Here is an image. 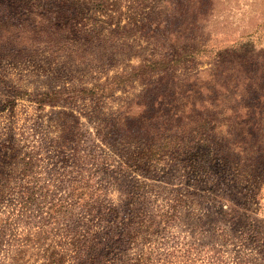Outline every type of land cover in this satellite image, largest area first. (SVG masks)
I'll return each instance as SVG.
<instances>
[{
    "label": "rangeland",
    "instance_id": "1",
    "mask_svg": "<svg viewBox=\"0 0 264 264\" xmlns=\"http://www.w3.org/2000/svg\"><path fill=\"white\" fill-rule=\"evenodd\" d=\"M190 1L176 0L177 8L187 10ZM212 2L206 31L211 37L208 59L198 68H209L214 55L232 49L225 56L236 64L214 73L231 79L236 66L238 85L246 76L251 79L248 84L261 81L264 0ZM157 5L156 0H84L79 6L66 0H0V182L9 187L0 197V264H264V150L256 152L259 143L251 144L254 151L248 154L227 137L219 151L200 142L190 153H181L180 130L168 126L167 117L149 114L153 124L158 122V130L149 125L148 159L123 169V153L96 139L94 127L83 117L85 147L95 140L92 152L111 157L113 166L88 162L74 167L70 159L56 156L58 142L79 135L72 114L86 113L92 102L41 104L36 99H46L53 90L91 87L129 64L137 65L134 56L129 60L120 55L154 48L144 23L151 14L156 17ZM59 19L72 24L61 36L62 43L73 38L69 43H77L76 48L86 42V36L76 34L74 24L92 29L97 22L111 20L100 35L113 39L100 48L88 43L85 49L111 46L114 57H103L90 66L62 65L50 56L49 30L42 34L38 29L40 23ZM129 87L100 110H115L117 103L131 101L145 88ZM146 96L147 100L154 97L153 93ZM247 114L240 111L236 117L249 123L245 132L236 135L240 141L264 134V115ZM214 116L228 124L236 115ZM256 121L260 133L252 125ZM84 179L90 180L92 192L100 197L71 205L66 180ZM26 187L35 193L32 204L22 210L20 196ZM63 200L68 216L57 222L60 207L56 204Z\"/></svg>",
    "mask_w": 264,
    "mask_h": 264
},
{
    "label": "trees",
    "instance_id": "2",
    "mask_svg": "<svg viewBox=\"0 0 264 264\" xmlns=\"http://www.w3.org/2000/svg\"><path fill=\"white\" fill-rule=\"evenodd\" d=\"M66 1L79 6L84 0ZM156 1L158 4L156 17L151 14L144 23V27L147 25L149 28L147 40L154 45V48L151 51L133 53L136 55L126 52L120 55L122 56L121 59L129 58V60L134 56L139 61L137 65L129 64L120 73L106 77L104 80L100 79L101 81L95 82L91 87L62 91L53 90L46 93V99H36V102L41 104L57 103L61 100L74 102L77 99L92 102L91 110L78 116L72 114L73 127L79 131V135L76 139L71 138V140L58 142L56 148L54 147V151L58 153L56 156L64 160L70 159L74 167L84 166L88 162H94L93 164H100V166H113L111 157L98 156L92 152V146L96 147L95 140L91 145L85 147L87 146V135L86 131L82 130V126L85 129L82 118L86 117L94 127L96 139L100 140L102 144L111 145L123 153V169L133 163H143L148 159L145 147L149 125H152V131L157 132L158 130V122L153 124L149 114L167 117L168 126L180 130L181 137L177 143L181 153H190L200 142L208 146L214 145L218 147L219 151L220 144L224 143L227 137H231L228 139L229 141L234 139L231 144L235 147L238 146L240 152L249 154L254 151L250 149L251 144L259 143L260 146L256 152L262 153L264 148L261 146L264 145V134H258L259 138L254 137L250 141H240L242 138L239 139L236 135H239L238 133L241 131L245 132L246 125L249 123L238 121L236 117L240 111L244 110L248 112L247 115L251 118L257 113H260L261 116L264 115V79L261 81L254 80L252 84H248L247 80L251 79L246 76L243 85L240 86L238 84L241 83L237 82L238 74L236 71L238 69L236 66L233 67L231 79L222 73H214V71L227 67V64H236V61H230L225 56L226 54L230 55L233 52L232 49L214 55L209 68H198L202 62L208 59L206 57L209 54L208 47L211 37L206 31L213 10L212 0H191L187 10L177 8L176 0ZM110 24L111 20H103L100 21V24L97 22L93 25L92 29H88L85 25L77 26L74 24V32L76 34L83 33L86 36V42L81 43L79 48H76L77 43H69L73 38H67L62 43L63 37L61 36L72 27L69 21L59 19V21L47 25L40 23L38 29L42 34L49 30L46 40L50 45L48 46L51 57L59 60L62 65H68L71 62L81 67L90 66L96 60L100 62L103 57L109 55L114 57L111 46L100 51H91L92 49L89 47L85 49L88 43L94 48H100L106 40L111 41L112 35H100L102 30ZM89 30H92L94 34H86ZM207 71H210L211 75L208 73V76L203 78V74ZM133 84L144 85L145 88L137 94L133 93L135 97L131 101L125 102L123 105L117 103L118 107L115 110H110V108L108 111L100 110L102 104L104 108H108L106 103L115 102L114 95L118 91L127 93L129 86ZM151 85L152 87L147 89V86ZM161 87H163L162 91H160ZM146 93H153V99L147 100ZM134 107H139L140 111L134 112ZM225 112L236 115L230 119L228 124L214 116V113L222 115ZM195 113L199 115L194 116ZM158 118L154 117L152 120L156 121ZM259 123L260 121H256L252 125L260 133L261 128L257 127ZM163 126L160 125L159 128L162 129ZM224 128L226 130L222 132ZM250 132L252 131L250 130ZM244 143L248 145L243 147L242 144ZM66 181L68 182L66 186L70 191L69 197L73 200L71 205H80L82 202L87 204L90 198L96 196L98 199L100 197L99 194L92 192L89 179ZM8 188L0 182V197L6 195L7 191L4 190ZM31 189V187H26L20 196V198L22 197L20 201L22 210L32 204L31 199L35 190L31 191ZM54 205L53 203L49 208L51 209ZM66 206L65 200L56 204V208L60 207L57 211L59 216L55 217L57 222L62 216H68Z\"/></svg>",
    "mask_w": 264,
    "mask_h": 264
}]
</instances>
